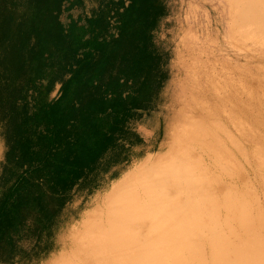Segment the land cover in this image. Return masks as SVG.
Here are the masks:
<instances>
[{
  "label": "rangeland",
  "instance_id": "rangeland-1",
  "mask_svg": "<svg viewBox=\"0 0 264 264\" xmlns=\"http://www.w3.org/2000/svg\"><path fill=\"white\" fill-rule=\"evenodd\" d=\"M108 1L63 3L60 19L98 15ZM159 1L150 97L62 199L41 180L17 190L0 264H228L245 235L264 242V0ZM124 41L118 52L130 50ZM6 149L0 113V171ZM38 191L39 204L26 201Z\"/></svg>",
  "mask_w": 264,
  "mask_h": 264
},
{
  "label": "trees",
  "instance_id": "trees-1",
  "mask_svg": "<svg viewBox=\"0 0 264 264\" xmlns=\"http://www.w3.org/2000/svg\"><path fill=\"white\" fill-rule=\"evenodd\" d=\"M80 1L0 0V113L7 129L0 222L15 218L12 199L20 187L41 180L62 199L116 146L130 111L159 80L148 38L160 1L110 0L98 15L62 21L60 6ZM112 24L118 40H112ZM126 38L130 50L118 52ZM114 52L123 62L99 90ZM56 82L59 95L49 98ZM86 90L94 95L83 96ZM40 197L38 191L26 201L39 204Z\"/></svg>",
  "mask_w": 264,
  "mask_h": 264
},
{
  "label": "bare ground",
  "instance_id": "bare-ground-1",
  "mask_svg": "<svg viewBox=\"0 0 264 264\" xmlns=\"http://www.w3.org/2000/svg\"><path fill=\"white\" fill-rule=\"evenodd\" d=\"M247 233L248 231H244V234ZM238 246L239 247L242 246L245 248L244 254L242 256L235 257L228 264H252L254 262L257 264H264V242H260L259 240L253 237H249L248 235H245L244 238L238 242ZM136 252L141 256L144 255L143 254L144 251L141 246L136 249ZM156 264H161V263H156Z\"/></svg>",
  "mask_w": 264,
  "mask_h": 264
}]
</instances>
